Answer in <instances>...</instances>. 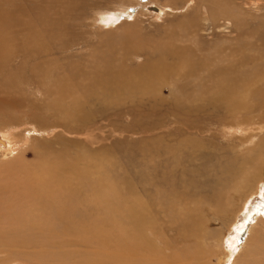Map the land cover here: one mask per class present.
<instances>
[{
    "label": "rangeland",
    "instance_id": "1",
    "mask_svg": "<svg viewBox=\"0 0 264 264\" xmlns=\"http://www.w3.org/2000/svg\"><path fill=\"white\" fill-rule=\"evenodd\" d=\"M130 1L134 2L133 0H89L83 5V8L25 9L24 12L28 15V18L35 17L37 21L43 22L46 29L45 37L44 32L41 31L38 33L26 31L16 34L13 41L19 44V47H22L23 43H27V41L38 43L44 37L42 42L47 47L44 55L49 62L35 67V71L26 70L29 66L27 65L29 63L26 62L28 55L24 51L17 52V45L14 48L16 54L2 58L1 63L3 64L0 65V131L9 133L15 139L18 149L14 155L7 154L6 157L0 152V183L6 175L8 166L15 164L18 159L22 158L26 162L35 160V147L33 145L37 143H40L38 147L41 148L48 147L53 150L67 148L78 152H89L90 159L93 162L92 170L95 179L101 174V166L113 165L119 175L124 178L128 177L132 182L138 181L137 174L141 171V168H149L145 163L146 159H151V153L155 151L154 154H156V151H158L155 155L156 159L154 157L153 161L158 160V164L163 167L166 165L170 169L169 171L176 174H174V177L177 180L186 184L187 182L190 183L189 197L183 203L191 209L194 206L191 198L198 194L195 191H199L200 195L208 193L209 187L213 185L211 179L220 163H225V160L237 157L236 164L239 167L243 164L245 158H252L259 150L264 148V41L261 37V34L264 33V0H250L253 6L248 3V5H244L245 7L241 6L242 0H189L183 7L165 8V12L168 9V14L164 12L160 15L161 17L153 15L145 9L136 11L135 7L131 6L127 12L131 14L137 12L135 16L130 17V13L123 12L122 14L121 11H118L116 14L122 18L121 21H124V23L116 27L106 28L102 16L97 14L98 11H111L119 8L124 3L130 4ZM164 1L159 0V3ZM233 1L239 2L234 3ZM235 13L242 16V21H244L246 27L241 31L236 30L231 27L233 22L228 18L230 24H227L228 27L223 32L224 38L219 37L216 40L219 43L213 45L219 49L221 45L224 48L230 46L233 50L221 55L223 49H220L221 53H219L217 47H212L210 39L213 32L219 33L216 25L224 23L226 17ZM193 18L195 19L194 22H197V31L201 35L196 42L193 41L194 39H189V32L186 33L188 28L186 29L187 24L185 23L193 20ZM220 20L222 21L220 22ZM182 21H185V23ZM8 23L9 20L4 25H8ZM198 41H200V45ZM160 42H162V48L161 51H158L156 46ZM135 44L137 45L133 47ZM197 45L202 47L201 51H197L198 54L200 52L198 57L194 56L195 50H191L199 49ZM195 46L197 48H194ZM126 48L127 51H125ZM213 53L216 57L211 56ZM159 56L160 60L158 59ZM184 56H188L186 57L188 59L186 60ZM107 58L112 60L113 65L118 64L121 66L124 64L126 70L138 67V65L152 64L154 60L156 65L162 64V68L160 73L155 78L153 77L152 87L150 86L149 89L139 92V88L136 87V85L138 86V78L132 72L134 89L125 93L124 97L120 95L118 98L117 96L107 98L101 95L104 85L103 80H105L103 70ZM118 59L120 60L118 61ZM230 61L234 63L231 64ZM188 62H192L194 65L192 73L187 69ZM118 65L115 67H119ZM229 65L234 66V73L239 74L242 72L244 74L240 75H248V86L257 87L260 83L254 101L252 102V99L248 100L251 105L246 110L240 108L239 112H234L231 115L229 111L234 110V106L240 97L239 93L232 94L226 103L214 99L218 89L216 85L221 80V76H217L219 79L217 77V80L215 79L218 72L215 73L214 71H219L224 66L228 68ZM257 65H261L262 70L260 73L256 75L249 73V70ZM183 67L186 69H183ZM219 67L221 68L219 69ZM175 68H178L179 72H174ZM195 72L196 74H194ZM229 76L233 78V75L229 74ZM249 77L255 79L252 81ZM210 85L214 92L211 90ZM177 90L179 91L177 92ZM184 90L185 93H183ZM187 90L190 91V94ZM201 92L206 94L204 95ZM126 94H129V97ZM184 96L188 98L191 96V99L188 100L190 102ZM211 96L212 100H210ZM175 97L180 98L176 99ZM201 97H205L207 103L211 106L206 104L205 99V102L202 100L203 103H201L202 101H199V99H202ZM181 101H183V105L180 103ZM78 103H83V105L77 107ZM184 106L189 107L185 108ZM65 108L67 110H64ZM64 111L67 113H63ZM190 111L192 115L185 114H191ZM195 123L196 125H194ZM201 125L206 126L202 127ZM226 127L244 129L247 127L246 129L249 128V132L242 135L235 134L232 138L227 139V137L224 138L222 133ZM220 128L222 132L219 130ZM247 135L253 138L249 137L246 140L245 136ZM86 136L92 140V143L85 138ZM183 136L188 137L184 139ZM172 162H174V165ZM170 166L180 167L176 169ZM245 169L246 171L242 172L244 175L250 174L255 177L251 193L258 192L249 199V206L253 204L254 207H262V205L264 206L263 195H261L264 192V172L262 173L256 168L253 162L248 163ZM120 186L122 188L123 184H120ZM244 211L232 212L224 222L214 221L211 228L223 231V236L227 237L229 233V236H234L238 231L234 230L233 226L230 229L229 227L233 220L236 221L239 216H242ZM263 215L257 223V227L250 233L249 238H254L255 233L258 232L257 229L264 227ZM242 221L243 219L240 223ZM150 234L148 233L149 236ZM161 236L162 239L150 236V240H154V246H156L155 241L157 243V248L155 247L157 260L149 261L151 257L147 260L149 263L168 264L167 260L169 258L174 259V252L183 245L178 242L179 235L174 234L172 231L165 230L164 235ZM247 236L248 231L245 229L237 238L238 244L244 243ZM226 237L215 243L214 253L212 251L213 256L206 259L203 264H229L227 262L230 257L229 245L226 242ZM252 238L240 253H236L231 257L230 262L233 260L234 264H247L251 261L252 258L250 259L249 252L255 245V240H252ZM11 242V239L7 237H0V264H58L57 256L53 258L51 252L45 256L44 263L35 257V254L37 256L42 254V247L40 248L38 245L20 244L15 246ZM157 249H162L163 253ZM146 253L148 254L149 251ZM160 258L163 260H160Z\"/></svg>",
    "mask_w": 264,
    "mask_h": 264
},
{
    "label": "bare ground",
    "instance_id": "2",
    "mask_svg": "<svg viewBox=\"0 0 264 264\" xmlns=\"http://www.w3.org/2000/svg\"><path fill=\"white\" fill-rule=\"evenodd\" d=\"M87 1L89 0H0V65L3 64L1 62L4 56L8 55L11 57L16 54V51H24L28 55L26 57V62L29 64H26L29 66L26 70L29 71H35V67L44 65L49 62L47 57L44 55V52L47 48L46 44L42 42L46 34L45 26L43 25V22L41 23L37 21L35 17L28 18V15L24 12L26 8H83V5ZM133 1L134 2L130 1L131 3L129 2L130 4L128 5L127 3L125 4L124 1V4H122L119 8L111 11H98L97 14L101 15L102 20H104L105 25H103L106 26V28H109L123 24L124 21H121L122 18L119 17L116 12L121 11L122 14L123 12L130 13L127 11L131 6H134L136 11L145 9L151 14L161 17L160 15L164 14L165 8H178L179 6L183 7V5L189 0H165L162 3H159V0ZM256 1L255 3H257ZM237 2L235 1L234 3ZM248 3L251 4L250 0H242L241 6L243 7L244 5H248ZM111 12L113 13L106 15ZM167 12L168 9H166L165 14H168ZM136 14L137 12L133 14L130 13L129 15L131 17L135 16ZM228 18L232 20L233 23L231 24V27H233L234 29L241 31L244 27H246L244 21H242L243 18L239 13L229 15L224 19V23L216 25V27L218 28L217 32L219 33H212V37L210 39L211 45H213L214 43L217 45L219 42L216 40L219 37L224 36L223 32H225L224 30L228 27L227 24H230ZM185 19L188 20L187 18ZM7 20H9L8 25H4ZM194 20L195 19L193 18V20L189 21L188 23H185V21L182 22L187 24L186 29L188 28V30L186 33L189 32V39H194L193 41L196 42V40L199 39L201 35L199 34V31H197V22H194ZM221 21L222 20H220V22ZM26 31H31L34 33H38L41 31L44 32V37L38 43L27 41V43H23L22 47H19L20 45L14 43L13 38L19 32ZM261 37L264 41V33L261 34ZM199 42L200 41H198V44ZM161 44L162 42H160V44L156 46V49L158 51H161ZM16 45L18 46V49L14 51ZM136 45L137 44L133 45V47ZM199 45H197V47H199ZM214 46L215 45H213L212 47ZM197 47L195 46L194 48ZM201 48L202 47H199V49H191L192 51L195 50L194 56L198 57L200 55V52L198 54L197 51H201ZM217 49L219 48L217 47ZM220 49H223L222 53ZM220 49L219 53H221V55H224L223 53L226 54L229 51L233 50V48H230V46L224 48V46L222 47V45ZM125 51H127V48ZM211 56L216 57L214 53ZM125 58H127L126 55ZM125 58L124 60H126ZM217 58L215 59L217 60ZM158 59L160 60V56L158 57ZM187 59L188 58H186V60ZM204 59L206 58L204 57ZM119 60L120 59H118V61ZM121 60H123V58H121ZM152 62V64L147 63L146 65H138V67L126 70L123 66L124 64H120L121 66L117 64L119 67H115L117 65H113L112 60L110 58H107L105 62L106 66L103 70L105 74V80H103L104 85L101 95L107 98L113 96H117L118 98V96H123L125 93L133 90L135 85L132 81V72H134L136 74L135 76L138 78V86L136 85V87L139 88V92H141V90L145 91L146 89H149L151 84L153 83H151V81H153V77L155 78L160 73V69L162 68V64L156 65L155 60ZM206 62L208 63L207 60ZM188 63V67H186L188 71L192 73L194 71V65L192 64V62ZM177 66L180 67L179 65ZM224 67L222 68L223 70L220 69L221 67H219V71L213 70L215 73L218 72V75L216 76L212 74L213 71L210 73L215 76L216 80L217 78L219 79V77L217 76H221V80H219L220 82L216 81L219 83L216 85L219 90L215 89L217 92V94L215 95L216 98H214L215 100L226 103L228 98L231 97L232 94L239 93L240 97L234 106V110L229 111L231 115L234 112H239L240 108H245L246 110L247 107L251 105V103H248V100L252 99V102L254 101V97L259 90L260 83L257 87H253L252 85L248 86L247 74L246 76H243L240 75L244 74L242 72L239 74L234 73V66L229 65L228 68H226L227 66L225 68ZM184 68L185 67H183V69ZM177 69L175 68L174 72L178 71ZM209 70L211 69L209 68ZM261 70V65H257L252 67L249 70V73H251L252 75H256L260 73ZM194 74H196V72ZM199 74L201 75V72ZM229 74L233 75V78H231ZM225 76H227V78H225ZM163 79L161 80L163 81ZM249 79L253 81L255 78L249 77ZM192 80L195 81L194 79ZM41 83L43 84V82ZM44 83L46 82L44 81ZM206 83L208 84V82ZM210 88L212 90V86ZM179 90H177V92ZM212 91L214 92V90ZM188 92L190 94V91ZM183 93H185V90ZM203 94L205 95L206 93ZM128 95L129 94H126V96ZM190 97L191 96H189V98L187 97V101L191 99ZM175 98L177 99L180 97ZM206 98L208 97L206 96ZM204 99L205 97L199 99V101H204ZM212 99L213 98L211 96L210 100ZM203 101L201 103H203ZM205 101L206 104H208L206 99ZM182 102L183 101H181L180 103L182 104ZM181 104L180 106L183 105ZM80 105H83V103H78L77 107ZM208 106L211 105L208 104ZM184 107L186 108L187 106ZM182 109L184 108L182 107ZM64 110H67V108H65ZM63 113L67 112L64 111ZM185 114L192 115V112L191 114ZM193 115L195 114L193 113ZM196 123L194 125H196ZM246 128L247 127H245V129L226 127L224 129V132H222L221 128L219 130H221V132L224 134V138L227 137L228 139L232 138L235 134L242 135L245 132L248 133L249 128ZM187 137L183 136L184 139ZM245 137L246 140H248L249 137L251 138L252 136L247 135ZM85 138L87 140H90V142L92 141L87 136ZM161 141L163 140L161 139ZM39 144L40 143L33 145V147H35L34 154L36 155L34 161L26 162L22 158L18 159L15 164L8 166V168L6 169L5 177L1 179L0 237L4 236L11 239V243H14L15 246L20 244H34L35 246H40V248L42 247V254H39L38 256L36 254L34 255L35 257L39 258L42 263H44L45 256L49 254V252H51L50 254L51 256H53V258H56L57 256L58 264H155L147 262V260L151 257L152 260L149 259V261L157 260V252L155 249L157 243L155 241L156 246H154V240L151 241L150 236L152 235L153 237H159L158 239H162L163 237L161 235H164V231L169 230V232L172 231L174 234L179 235L180 239L178 242L182 243L183 245L180 248H177V250L174 252V259L169 258V260H167L168 264H203L206 259H209L211 256H213L212 251L214 253L213 249L216 246L215 243H218L220 239H225L226 237L223 236V231L218 230L217 228H211V225L214 223V221L224 222L226 219H228L229 215L232 212L238 213L239 211L241 212L245 210L242 213V216H237L238 219L236 221L233 220L231 226L229 227L230 229L233 226L234 230L238 231V233H236L234 236H229V233V235H227L226 237V242L229 245L230 254L227 262L229 264H234L233 260L232 262H230L231 257L236 253H240L248 244L249 240L252 238H249L250 233H252L257 227V223L260 221L261 216L264 214L263 205L262 207H254L253 204L252 206H249L250 202H248L249 199L257 192L255 191L251 193L252 183L255 177L250 174L244 175L242 173L246 171L245 166L251 162L255 163L256 168H258L262 173L264 172V148L259 150V152L252 158H245L243 164L239 167L236 164L237 157L231 160H225V163H220L217 166L215 174L211 179L213 185L209 187V190L207 191L208 193L200 195L199 191H195L198 194L191 198L194 206L190 209L189 206L183 203V201L185 202V199L189 197L190 183L187 182L186 184L183 181L181 182L177 180L174 177L176 174L169 171L170 169H168L166 165H164V167L162 165H159L158 160L154 162L153 159L155 155H157L158 151H156V154H154L155 151L154 153H151V159H146L145 163L149 168H141V171H139L137 174L138 181L132 182L128 177L124 178L122 175H119L116 172L115 167L109 164V166L100 167L101 174L97 179H95L92 170L93 162L90 159L91 155L89 152L82 151L84 152L82 153L78 152L77 150L67 148L53 150L48 147H38ZM17 149L18 146H16L15 139L11 137L9 133L0 131V152H2V154L6 157L7 154L14 155ZM169 153L170 152L168 151V154ZM173 154L175 155L176 153ZM173 163L174 162H172V164ZM120 184H123L122 188ZM261 195H263L264 199V192ZM242 219L243 221L240 223ZM245 229L248 231V236L244 243L238 244L237 238L239 237L241 232L243 233ZM257 230L258 232L255 233L256 236L252 238V240H255V245L249 252L250 259H252L251 261L247 262V264H264V227H261ZM148 233H151L150 236L148 235ZM159 249L157 250L163 253V251H161L162 249ZM148 251L149 253L147 254L146 252ZM161 259L162 258H160V260Z\"/></svg>",
    "mask_w": 264,
    "mask_h": 264
}]
</instances>
